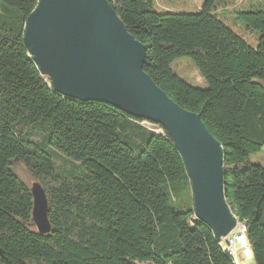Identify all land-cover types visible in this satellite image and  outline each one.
I'll use <instances>...</instances> for the list:
<instances>
[{"label": "trees", "instance_id": "16d2710c", "mask_svg": "<svg viewBox=\"0 0 264 264\" xmlns=\"http://www.w3.org/2000/svg\"><path fill=\"white\" fill-rule=\"evenodd\" d=\"M37 1L0 0V264H237L195 218L183 161L162 129L65 98L40 74L23 45ZM152 3L111 7L144 47L145 74L219 143L225 202L250 263L264 264V168L249 163L264 147L262 3L237 11L235 0H204L196 14L157 13ZM182 57L205 89L174 74ZM15 162L45 193L46 235L32 224Z\"/></svg>", "mask_w": 264, "mask_h": 264}, {"label": "water", "instance_id": "95a60500", "mask_svg": "<svg viewBox=\"0 0 264 264\" xmlns=\"http://www.w3.org/2000/svg\"><path fill=\"white\" fill-rule=\"evenodd\" d=\"M113 2L38 0L26 18L23 45L57 94L104 103L162 129L183 161L195 218L221 242L237 226L225 202L221 147L199 115L177 106L145 74V49L116 16ZM29 192L32 224L46 235L45 193L38 183Z\"/></svg>", "mask_w": 264, "mask_h": 264}, {"label": "rangeland", "instance_id": "374dc122", "mask_svg": "<svg viewBox=\"0 0 264 264\" xmlns=\"http://www.w3.org/2000/svg\"><path fill=\"white\" fill-rule=\"evenodd\" d=\"M203 1L204 0H153L152 10L157 13L196 14L199 12L200 5ZM242 1H245L246 3L249 2V0H235V4L238 7L236 8L237 11L247 7L244 6V4H241ZM259 1L262 3V7L264 8V0ZM234 31L238 32L237 30ZM248 37H250V35H248ZM171 69L179 79L183 80L188 85L199 89H205L207 87L205 81L199 75L190 58L182 57L175 60L171 64ZM249 163L257 164L264 168V147L258 153L249 157ZM11 170L13 174L29 188L34 183L18 162L13 164ZM236 260L239 264L250 262L245 261L241 253V248L238 249Z\"/></svg>", "mask_w": 264, "mask_h": 264}, {"label": "built area", "instance_id": "2783aa9c", "mask_svg": "<svg viewBox=\"0 0 264 264\" xmlns=\"http://www.w3.org/2000/svg\"><path fill=\"white\" fill-rule=\"evenodd\" d=\"M222 245L224 249L228 252V254L237 262V252L238 249L241 248L242 256L249 255V252L245 246L244 240V228L237 224L235 229L222 241ZM250 256V255H249Z\"/></svg>", "mask_w": 264, "mask_h": 264}, {"label": "bare ground", "instance_id": "6f19581e", "mask_svg": "<svg viewBox=\"0 0 264 264\" xmlns=\"http://www.w3.org/2000/svg\"><path fill=\"white\" fill-rule=\"evenodd\" d=\"M244 257V256H243ZM244 259H245V261H249L250 260V258H249V255L248 254H246V256L244 257Z\"/></svg>", "mask_w": 264, "mask_h": 264}, {"label": "clouds", "instance_id": "9594fccd", "mask_svg": "<svg viewBox=\"0 0 264 264\" xmlns=\"http://www.w3.org/2000/svg\"><path fill=\"white\" fill-rule=\"evenodd\" d=\"M250 258V257H249Z\"/></svg>", "mask_w": 264, "mask_h": 264}]
</instances>
